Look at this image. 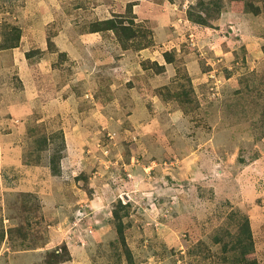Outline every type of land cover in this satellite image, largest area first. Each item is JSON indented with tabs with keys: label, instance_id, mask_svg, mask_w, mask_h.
Wrapping results in <instances>:
<instances>
[{
	"label": "rangeland",
	"instance_id": "1",
	"mask_svg": "<svg viewBox=\"0 0 264 264\" xmlns=\"http://www.w3.org/2000/svg\"><path fill=\"white\" fill-rule=\"evenodd\" d=\"M32 248L264 264V0H0V264Z\"/></svg>",
	"mask_w": 264,
	"mask_h": 264
},
{
	"label": "trees",
	"instance_id": "2",
	"mask_svg": "<svg viewBox=\"0 0 264 264\" xmlns=\"http://www.w3.org/2000/svg\"><path fill=\"white\" fill-rule=\"evenodd\" d=\"M212 4L214 5V8L216 6L218 10H220V8L222 7L221 1L216 2V4L214 3V1H212ZM200 22H203V20ZM13 45L14 44H8V46H13ZM53 161L55 162V158H53L52 162ZM234 213L236 212H233L230 215L233 216ZM113 214L116 219L117 230L119 234L123 237L124 236V222L122 220L123 214H120L118 209H115L113 211ZM237 226H238V235L234 245L232 246V249L237 250L236 254L238 258L245 259L247 254L252 252V250L254 249V239H253V233H252L249 217L246 214H241L238 218ZM224 248L225 250L230 249L227 243L224 244Z\"/></svg>",
	"mask_w": 264,
	"mask_h": 264
},
{
	"label": "crops",
	"instance_id": "3",
	"mask_svg": "<svg viewBox=\"0 0 264 264\" xmlns=\"http://www.w3.org/2000/svg\"><path fill=\"white\" fill-rule=\"evenodd\" d=\"M44 252L41 248H32L31 250L21 249L14 251L8 256L9 264H42Z\"/></svg>",
	"mask_w": 264,
	"mask_h": 264
}]
</instances>
